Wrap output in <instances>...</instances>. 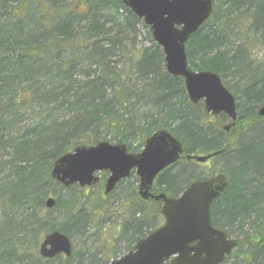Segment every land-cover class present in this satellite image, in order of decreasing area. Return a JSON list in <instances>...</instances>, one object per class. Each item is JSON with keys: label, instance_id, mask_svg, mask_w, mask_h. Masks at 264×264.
Segmentation results:
<instances>
[{"label": "trees", "instance_id": "obj_1", "mask_svg": "<svg viewBox=\"0 0 264 264\" xmlns=\"http://www.w3.org/2000/svg\"><path fill=\"white\" fill-rule=\"evenodd\" d=\"M139 28L149 45L136 43ZM253 48H264V0H213L211 17L186 43L189 67L219 75L236 98L238 117L226 133L228 119L189 102L149 28L122 0H0V264H108L114 251H75L74 240L101 236L112 224L113 242L120 235L128 251L158 228L159 205L142 201L132 182L105 196L106 174L91 192L65 188L50 172L77 146L106 141L137 154L162 129L186 155L220 152L217 173L229 185L211 206V222L241 241L222 264H264V118L257 116L264 62ZM189 164L160 173L153 192L176 198L210 176ZM50 197L55 206L47 209ZM146 205L155 207L150 215ZM55 231L71 240L69 258L40 257Z\"/></svg>", "mask_w": 264, "mask_h": 264}, {"label": "water", "instance_id": "obj_2", "mask_svg": "<svg viewBox=\"0 0 264 264\" xmlns=\"http://www.w3.org/2000/svg\"><path fill=\"white\" fill-rule=\"evenodd\" d=\"M122 3L149 27L153 42L164 55L167 74L183 79L188 100L192 104L203 101L205 112L213 116H227L232 121L226 128L229 130L237 119L234 96L219 75L193 71L186 55V43L210 18L213 0H122ZM257 116L264 118V105ZM219 154L187 155L185 160L205 163ZM182 155V144L170 131L162 129L145 140L138 154L128 153L125 145L106 141L77 146L54 162L50 176L66 188L73 185L84 188L96 185L97 174L107 172L103 187L107 196L134 171L139 180L138 196L162 204L160 214L164 224L110 264H222L241 242L228 238L211 222V205L227 189V177L218 174L193 182L177 198L152 193L156 176L176 164ZM54 206L53 198L45 201L47 209ZM71 254L70 239L59 231L47 235L39 247V255L44 259L58 255L69 258Z\"/></svg>", "mask_w": 264, "mask_h": 264}, {"label": "rangeland", "instance_id": "obj_3", "mask_svg": "<svg viewBox=\"0 0 264 264\" xmlns=\"http://www.w3.org/2000/svg\"><path fill=\"white\" fill-rule=\"evenodd\" d=\"M68 3H69V1H68ZM74 5H75V7H84L85 3H83L81 1V2L75 3ZM136 43L138 44L139 47L149 45V41L147 38V31L145 29H143V28L138 29V33L136 36ZM252 50H253L252 55H253L254 60L256 62H264V48H262L261 50L253 48ZM195 106H196L197 110H199L202 114H207L206 112H204L202 104H198ZM207 115H209V114H207ZM210 116L211 115H209V117ZM225 124L228 125V121H226ZM226 125H223L222 129H224V127ZM224 131L226 133H229L231 130L227 131L224 129ZM222 163H223L222 160H220L219 158H214L205 164L204 163L203 164L194 163L191 161L189 165L191 167H194L199 172H205L208 175H213V174H216L217 172H219ZM177 166H179V165H176V167L172 170L173 172L177 171ZM134 176L135 175L130 176L125 181L126 182H132L131 185L137 187L138 183L134 180V178L136 177V176L135 177ZM187 177H188V172L178 173V175L176 176V180L178 183H180L181 180H185ZM89 189L91 190V192L92 191H94V192L98 191V189H92V188H89ZM118 193H116V194H118ZM110 202L111 201H109V203ZM116 205H118V204H116ZM154 209H155V207L153 205H146L145 212L150 215ZM162 223H163V221H161L160 225ZM101 230H103V228ZM114 234L115 233L113 231L112 224H110V228L107 231L103 232L101 234V236L100 235L96 236V234L92 235V233H90V236L87 237L86 239L76 238L74 240V249H75V251H80L81 249L88 247L90 251H92L94 249H98L99 251H104L106 253V255H110V256H111L112 252L114 251L113 252V253H115L114 256L119 258L127 252L125 250L126 244H125V242H123V240H121V241L119 240L120 235H118L117 238L115 239V241L113 242L112 237L114 236ZM117 240H119V241H117Z\"/></svg>", "mask_w": 264, "mask_h": 264}, {"label": "flooded vegetation", "instance_id": "obj_4", "mask_svg": "<svg viewBox=\"0 0 264 264\" xmlns=\"http://www.w3.org/2000/svg\"><path fill=\"white\" fill-rule=\"evenodd\" d=\"M227 128V126L225 127V129ZM227 130V129H226Z\"/></svg>", "mask_w": 264, "mask_h": 264}]
</instances>
